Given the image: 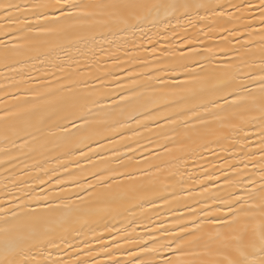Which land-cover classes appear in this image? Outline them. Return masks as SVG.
<instances>
[{
  "label": "snow or ice",
  "instance_id": "6c2138e0",
  "mask_svg": "<svg viewBox=\"0 0 264 264\" xmlns=\"http://www.w3.org/2000/svg\"><path fill=\"white\" fill-rule=\"evenodd\" d=\"M0 264H264V0H0Z\"/></svg>",
  "mask_w": 264,
  "mask_h": 264
}]
</instances>
